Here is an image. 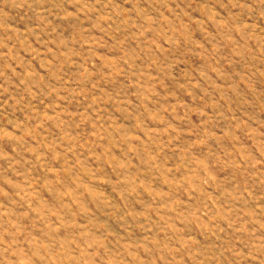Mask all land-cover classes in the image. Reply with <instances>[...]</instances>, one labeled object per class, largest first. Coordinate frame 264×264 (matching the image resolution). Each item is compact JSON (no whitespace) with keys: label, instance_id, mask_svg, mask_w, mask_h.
Instances as JSON below:
<instances>
[{"label":"rangeland","instance_id":"1","mask_svg":"<svg viewBox=\"0 0 264 264\" xmlns=\"http://www.w3.org/2000/svg\"><path fill=\"white\" fill-rule=\"evenodd\" d=\"M0 264H264V0H0Z\"/></svg>","mask_w":264,"mask_h":264}]
</instances>
